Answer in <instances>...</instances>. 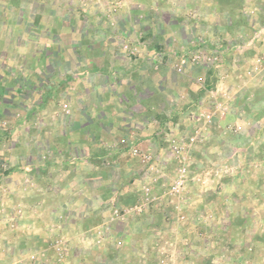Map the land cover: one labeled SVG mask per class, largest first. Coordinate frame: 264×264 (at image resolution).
Segmentation results:
<instances>
[{
    "label": "crops",
    "instance_id": "0c3cea01",
    "mask_svg": "<svg viewBox=\"0 0 264 264\" xmlns=\"http://www.w3.org/2000/svg\"><path fill=\"white\" fill-rule=\"evenodd\" d=\"M263 25L264 0H0V264H264ZM218 100L173 195L171 140Z\"/></svg>",
    "mask_w": 264,
    "mask_h": 264
},
{
    "label": "built area",
    "instance_id": "2783aa9c",
    "mask_svg": "<svg viewBox=\"0 0 264 264\" xmlns=\"http://www.w3.org/2000/svg\"><path fill=\"white\" fill-rule=\"evenodd\" d=\"M75 1V0H72ZM119 5V2L117 3ZM264 26V25H263ZM258 33H255V36H258ZM243 39V36H242ZM122 51L121 53L126 55L127 57L133 58L136 55L140 53V48L138 47V44H134L128 41H123L121 43ZM253 47V41L252 40H246L241 45H239V51L242 54L247 53L251 48ZM158 57V61H161L163 57H160V54H156ZM221 61V56L216 51H210V50H202L197 49L192 51L191 53L185 55L181 59V65L185 64H191L193 66L202 67L205 69H211L217 64H219ZM180 70V69H179ZM264 71V57L263 56H256L254 60L253 67L249 70L250 74H262ZM195 84L197 87H205L206 81L201 76L195 77ZM61 111L63 115L69 116L71 115V108L67 102H64L61 105ZM232 112V105L231 101L228 100H218L216 102H213L210 104L209 107L203 108L202 110L195 112L193 111L191 114V121L198 123L197 128L192 134H189L186 136L183 140H171V155L173 158V161H177L178 165L176 167L175 175L173 178V181L169 185L168 192L175 195L179 193L183 187L186 185L189 175V162L182 158L181 152L186 149L188 145L194 144L199 140L204 139L205 133L208 131L207 129L214 124V122L218 118H224L228 114ZM227 129L232 131L233 133H239L241 131L240 126L238 125H228ZM123 142H125V139H122ZM132 152L138 156H141L142 159H151L149 155H147L145 152L141 151L138 148H133ZM171 159L168 158L167 161H165V164H167ZM2 169H6L7 165L5 163H2L0 165ZM152 184L148 183L147 185H144L143 188V195L141 197V200L139 203L135 206L136 211H142L144 208L148 205V203L152 199ZM116 216H118L117 210L114 213ZM99 241L101 240V236L104 234V231L99 232ZM56 249H59L60 251L63 249V243L61 241H55Z\"/></svg>",
    "mask_w": 264,
    "mask_h": 264
},
{
    "label": "rangeland",
    "instance_id": "374dc122",
    "mask_svg": "<svg viewBox=\"0 0 264 264\" xmlns=\"http://www.w3.org/2000/svg\"><path fill=\"white\" fill-rule=\"evenodd\" d=\"M64 102H67L68 103V101H63L62 103H61V105L64 103ZM69 104V103H68ZM69 106H70V104H69ZM71 108V107H70ZM71 111H72V109H71ZM71 115H72V112H71ZM64 117H69V116H66V115H64ZM71 117V116H70Z\"/></svg>",
    "mask_w": 264,
    "mask_h": 264
}]
</instances>
